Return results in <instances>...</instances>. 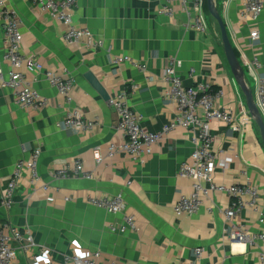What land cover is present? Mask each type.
<instances>
[{
    "label": "crops",
    "instance_id": "1",
    "mask_svg": "<svg viewBox=\"0 0 264 264\" xmlns=\"http://www.w3.org/2000/svg\"><path fill=\"white\" fill-rule=\"evenodd\" d=\"M215 3L245 82L254 93L256 76L246 64L257 56L261 64L257 75L264 77V12L256 26L259 41L250 46L251 25L241 17V0ZM162 6L156 0H77L74 26L88 29L103 42V47L92 53L85 48H67L61 40L64 25L40 14L29 1L0 0V16L7 10L21 21L23 54L44 69L66 70L74 82L72 104L65 105L41 75L24 71L33 88L49 100L48 107L37 112L21 109L15 92L0 88V198L15 164L25 162L33 149L41 151L39 180L31 185L24 173L15 189L14 204L0 206V222L29 232L38 246L47 248L44 256L55 264H62L65 255L93 252L100 253L101 264H185L194 261L197 248L202 252L196 264H259V255L264 253V242L228 241L221 213L229 203L225 195L211 194L195 215L174 216L173 205L191 188L189 180L177 176L179 165L193 150L190 132L177 128L164 136L143 165L124 154L107 156L108 146L119 144L123 137L115 130L114 110L84 75L91 72L109 98L126 92L128 105L141 117L142 127L156 133L174 119L173 107L164 98L167 86L161 80L163 69L172 60L184 86L209 82L223 92L215 105L230 112L236 126L218 121L209 124L219 164L214 181L231 186L249 178L259 192L258 210L245 209L236 221L251 236L264 233V223H259L260 214L264 216V146L224 58L217 25L207 15V32H195L179 6H173L170 16L159 14ZM3 52L0 20V68L6 78ZM116 57H127L145 69L140 71L128 62L115 66L112 60ZM191 70L194 78L189 75ZM131 85L137 87L133 93ZM72 108H79L87 120L95 119L96 126L82 133L63 130L64 114ZM94 150L100 154L99 162L93 158ZM76 158L91 173V179L51 178L55 169ZM118 194L124 200V214L134 217L135 231L112 233L109 227L122 224L124 214L110 215L87 203L89 197ZM209 205L212 213L206 210ZM33 252L41 255L37 247ZM25 256L19 253L17 264H25Z\"/></svg>",
    "mask_w": 264,
    "mask_h": 264
},
{
    "label": "built area",
    "instance_id": "2",
    "mask_svg": "<svg viewBox=\"0 0 264 264\" xmlns=\"http://www.w3.org/2000/svg\"><path fill=\"white\" fill-rule=\"evenodd\" d=\"M40 14L46 15L51 20L62 23L65 32L62 35L63 44L70 49L85 48L92 53L103 47V42L93 36L84 28H77L73 24V13L76 9L77 0H27ZM105 1V0H103ZM163 3L159 14L170 16L173 13V6L177 5L184 13L187 24L195 32L206 33L209 25L207 13L205 12V0H156ZM241 17L251 25L248 33L250 46L259 41L257 23L262 12H264V0H241ZM1 28L4 40V52L2 59L8 66L6 78L0 68V88H9L15 92L18 106L23 110L41 111L48 107L49 100L41 96L34 88L33 82L25 73L30 75H41L44 81L53 88L65 105L72 104V93L74 82L66 70L61 73L44 69L34 58L23 54L21 43L22 34L20 31L21 21L19 17L10 11L3 10L0 16ZM124 62L133 64L127 57H116L112 64L118 66ZM247 69L255 74L254 102L264 118V77L257 75L261 64L257 56L247 62ZM140 71L144 66L134 65ZM176 63L169 62L163 69L161 80L167 86L164 98L173 107L174 119L163 126L159 132L150 133L142 127L141 117L135 114L128 105L126 92H122L113 98H109L107 104L116 115L115 130L122 134L123 140L119 144H110L107 148V156L124 154L132 161L143 165L147 157L152 154V148L157 145L164 136L177 128H182L191 134L193 150L189 158L179 165L177 176L191 182L190 192L187 195H180L172 207L176 218L192 216L199 212L211 194L220 193L229 198L226 208L221 210L226 226L223 229L229 242H264V233L251 236L243 224L236 220L245 209L254 212L258 210L259 192L257 187L245 177L239 184L225 186L214 181V171L218 164L217 152L214 150L215 138L210 132L209 124L218 121L226 126L235 128V117L224 109L217 108L216 100L222 98L223 92L215 90L209 82L197 83L194 86H184L181 78L175 71ZM23 67L25 70H23ZM190 77L194 78V71H190ZM137 87L130 86V91L135 92ZM247 121V120H246ZM96 120L85 119L79 108H72L65 112L60 124L63 130L69 132L91 131L96 126ZM21 151L25 148L21 146ZM41 155L40 149H33L25 162H18L13 168L11 177L6 185L3 195L0 198V206L10 208L14 204L15 189L23 178L24 173L28 174V183L34 185L39 180L38 161ZM93 158L96 162L101 160L98 150H94ZM230 161V160H228ZM244 175V174H243ZM53 180L67 179H91V173L83 168L79 158L73 159L64 166L55 169L51 173ZM87 203L97 209L104 210L107 214H124L125 204L121 194L116 196L89 197ZM212 213L213 207L206 208ZM259 223H264V216L260 214ZM109 230L112 233H125L135 231L136 224L134 217L123 215L122 224L111 225ZM37 247L41 255H36L33 249ZM47 248L38 246L31 234L27 231L11 229L0 222V264H17L19 253L25 256V264H55L44 256ZM202 250H194V261L185 264H196L199 261ZM81 253L65 255L62 264H101L100 253L93 252L86 256ZM110 264H118L111 262ZM259 264H264V253L259 255Z\"/></svg>",
    "mask_w": 264,
    "mask_h": 264
},
{
    "label": "water",
    "instance_id": "3",
    "mask_svg": "<svg viewBox=\"0 0 264 264\" xmlns=\"http://www.w3.org/2000/svg\"><path fill=\"white\" fill-rule=\"evenodd\" d=\"M205 2L207 14L216 23L219 30L220 44L223 50L224 58L237 86L244 96L247 113L256 125L259 131L262 146H264V118H262L255 105L252 90L245 82L244 72L229 40L225 23L217 10L215 0H205ZM84 78L103 100H109V96L105 93L97 78L91 72H87L84 75Z\"/></svg>",
    "mask_w": 264,
    "mask_h": 264
},
{
    "label": "clouds",
    "instance_id": "4",
    "mask_svg": "<svg viewBox=\"0 0 264 264\" xmlns=\"http://www.w3.org/2000/svg\"><path fill=\"white\" fill-rule=\"evenodd\" d=\"M80 255H81V256H86L87 254H86V253H81Z\"/></svg>",
    "mask_w": 264,
    "mask_h": 264
},
{
    "label": "trees",
    "instance_id": "5",
    "mask_svg": "<svg viewBox=\"0 0 264 264\" xmlns=\"http://www.w3.org/2000/svg\"><path fill=\"white\" fill-rule=\"evenodd\" d=\"M205 12L207 13V10H206V2H205ZM208 15V14H207Z\"/></svg>",
    "mask_w": 264,
    "mask_h": 264
}]
</instances>
